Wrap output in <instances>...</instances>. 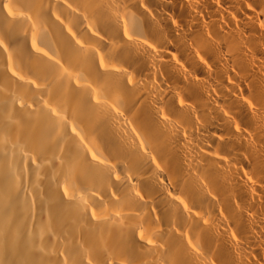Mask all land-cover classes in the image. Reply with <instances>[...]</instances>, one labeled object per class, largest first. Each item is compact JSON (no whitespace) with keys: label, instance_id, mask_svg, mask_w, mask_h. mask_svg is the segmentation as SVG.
Listing matches in <instances>:
<instances>
[{"label":"bare ground","instance_id":"1","mask_svg":"<svg viewBox=\"0 0 264 264\" xmlns=\"http://www.w3.org/2000/svg\"><path fill=\"white\" fill-rule=\"evenodd\" d=\"M0 264H264V0H0Z\"/></svg>","mask_w":264,"mask_h":264},{"label":"snow or ice","instance_id":"2","mask_svg":"<svg viewBox=\"0 0 264 264\" xmlns=\"http://www.w3.org/2000/svg\"><path fill=\"white\" fill-rule=\"evenodd\" d=\"M5 7H7V5H5ZM124 35H127V32H125ZM129 39H131V37H129ZM149 243H151V241H149Z\"/></svg>","mask_w":264,"mask_h":264},{"label":"clouds","instance_id":"3","mask_svg":"<svg viewBox=\"0 0 264 264\" xmlns=\"http://www.w3.org/2000/svg\"><path fill=\"white\" fill-rule=\"evenodd\" d=\"M128 82H129V83H132V81H131V80H129ZM121 114H122V113H121Z\"/></svg>","mask_w":264,"mask_h":264}]
</instances>
